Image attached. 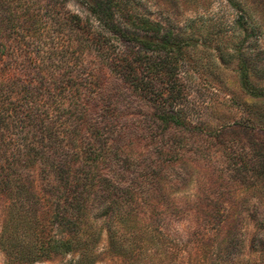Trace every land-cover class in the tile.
Instances as JSON below:
<instances>
[{
	"label": "trees",
	"instance_id": "1",
	"mask_svg": "<svg viewBox=\"0 0 264 264\" xmlns=\"http://www.w3.org/2000/svg\"><path fill=\"white\" fill-rule=\"evenodd\" d=\"M75 1L85 17L66 0H0V74H8L0 81V152L11 145L14 163L26 169L21 187L39 186V259L79 250L88 260L102 229L88 223L93 208L116 236L142 220L144 208L168 209L155 198L183 175V147L155 131L184 127L174 105L179 56L195 43L161 33L123 0ZM21 12L27 45L9 28ZM248 71L240 59L242 89L264 98ZM0 244L9 257L22 256L5 232Z\"/></svg>",
	"mask_w": 264,
	"mask_h": 264
},
{
	"label": "rangeland",
	"instance_id": "2",
	"mask_svg": "<svg viewBox=\"0 0 264 264\" xmlns=\"http://www.w3.org/2000/svg\"><path fill=\"white\" fill-rule=\"evenodd\" d=\"M123 1L125 9L159 23L161 33L195 43L179 56L174 105L184 127L155 131L183 147L180 183H166L155 198L169 208H144L142 220L112 237L93 208L88 223L102 229L88 260L79 250L39 259V186L21 187L26 169L14 163L10 145L0 152V237L5 232L22 256L9 257L0 244V264H264V98L250 97L238 73L244 59L250 84L264 91V0ZM66 7L87 15L75 0ZM17 15L10 33L27 45L28 24Z\"/></svg>",
	"mask_w": 264,
	"mask_h": 264
}]
</instances>
